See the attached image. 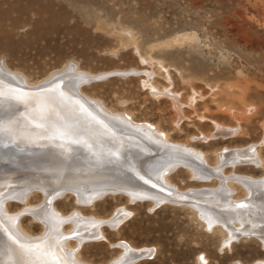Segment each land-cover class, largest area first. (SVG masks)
Returning a JSON list of instances; mask_svg holds the SVG:
<instances>
[{
    "label": "rangeland",
    "instance_id": "1",
    "mask_svg": "<svg viewBox=\"0 0 264 264\" xmlns=\"http://www.w3.org/2000/svg\"><path fill=\"white\" fill-rule=\"evenodd\" d=\"M0 72L31 89L63 77L81 81L79 95L107 116L153 127L207 155L211 167L221 160L227 177L264 178V0H0ZM98 137L79 144H102ZM229 150L263 166L243 156L225 160ZM169 179L179 195L221 188L182 165ZM234 187V197L248 195ZM95 197L64 192L54 202L63 219L122 215L81 247L77 227L62 222L58 233L69 234L87 264L112 263L125 253L122 244L149 250L131 264H264L263 240L236 235L198 205L134 200L122 191ZM4 199L27 235L44 234L34 214L45 203L40 188Z\"/></svg>",
    "mask_w": 264,
    "mask_h": 264
},
{
    "label": "bare ground",
    "instance_id": "2",
    "mask_svg": "<svg viewBox=\"0 0 264 264\" xmlns=\"http://www.w3.org/2000/svg\"><path fill=\"white\" fill-rule=\"evenodd\" d=\"M66 79L52 80L31 89L0 72V90L4 93V97L0 98V264H87L81 258L79 249L70 245V236L65 233V229L62 228L65 234L58 233L62 222L70 219L68 221L77 227L75 230L80 236L75 240L81 247L90 238L99 237L103 225L119 224L122 215L111 221L91 218L82 221L80 215L63 219L65 216L57 213L54 202L64 192H72L81 200H89L105 191H122L133 198L151 197L155 202L162 200L174 203L176 200L189 199L192 202L188 206L198 205L209 210L236 235H254L264 241V178L257 180L240 175L227 177L223 169H218L221 165L218 155V165L211 167L207 155L187 144L171 143L165 134H160L153 127L134 125L131 121L107 116L103 109L79 95V84H83L81 81L77 85L76 80ZM14 110L22 112L24 122L29 118L28 113H43L48 123L53 121L57 125L62 124V129L71 134L74 142L70 147H65L66 152L62 153L67 161L56 160L48 163L49 166H41L39 163L42 161L32 158L37 153H27L32 156L27 155L30 158H26L15 147L4 144L11 141V136H14V141L24 144L37 141L35 137L28 136L32 134L26 129L24 134L12 135L13 129L8 126L22 122L21 117L11 118L16 116ZM51 125L49 129L52 133L38 138V141L48 143L50 148L55 149L62 145L64 139L56 133L57 128ZM91 133L99 135L96 139L103 143L80 146L79 142L84 143L82 138ZM242 154L241 151L229 150L221 155L228 161L243 156L248 158V162L250 159L256 165L263 166V162L258 163L259 158L253 154ZM180 165L186 166L193 174L201 175L203 180L217 179L221 188L184 192L181 196L176 191L172 192L171 188H175L169 181V175ZM234 185L243 186L248 195L243 199L234 197ZM29 187L40 188L45 195L44 205L39 209L37 207L34 213L35 218L44 225V234L39 237L29 236L22 230L19 217L9 214L5 206L7 201H4V198L9 199ZM85 229L92 231V234L85 232ZM63 235L65 238L61 240ZM122 248L125 253L110 264H131L149 253L148 249L137 250L128 244H122Z\"/></svg>",
    "mask_w": 264,
    "mask_h": 264
},
{
    "label": "water",
    "instance_id": "3",
    "mask_svg": "<svg viewBox=\"0 0 264 264\" xmlns=\"http://www.w3.org/2000/svg\"><path fill=\"white\" fill-rule=\"evenodd\" d=\"M108 76H111V75L110 74H106V75L94 78L92 80L93 81H97V80H101L103 78H106ZM39 90H41V89H39ZM14 115H16V116L15 117L14 116L11 117L13 120L16 119V118L17 119L20 118L23 114L20 111L19 112H17V111L15 112V110H14ZM27 118H28L27 122H24L23 118L21 117L20 119H21L22 122H19V124L10 125V126H8V128L9 129H13L12 130V133H13L12 135H18L17 133L20 134L21 132L24 134L28 130L27 132L32 134V135H28V136L35 137L37 141H33V142L29 143V144H24V143H21L19 141H14V136H11V138H10L11 141H7L4 144L7 143V145H9V146L15 147L16 149H18V151L21 153V155L25 156L26 158L27 157L30 158V156H32V155L27 154V153H37L38 155L35 154L34 156H32V158L33 159H37V160L39 159L40 161H42L41 163H39V164H41V166H49V165H47L48 163L55 162L56 160H57L56 162H58V161H61V162L67 161V160H65L66 158H63V156H62V153L66 152L65 149H64L66 147V145L57 146V147H55V149H53V148H50L47 145L48 143H42L40 140L38 141V138L40 139L42 136L47 137V136L50 135L49 133H52L50 131V129H49L51 124H52L51 127L55 126V128H57V132L56 133L59 135V137L64 139L65 142H68V140L70 141V139L72 138L71 134L68 133L66 131V129L65 130H64V128L62 129L63 125L62 124H58L57 125L53 121L48 123L47 121H49V120H46V118L43 115V113H39V114L28 113ZM15 123H17V122H15ZM48 124H50V125H48ZM24 129H26V131ZM54 133H55V131H54ZM51 146H53V145H51ZM27 155H30V156H27ZM105 192H106V193H104L105 195L112 193V191H105ZM161 192L164 193L163 191H161ZM100 195H102V193L97 195L93 200L99 199ZM133 199L134 200H144V199H149V198H141L140 199V198H136L135 197ZM176 201L177 202L179 201L181 203H183V202L184 203L192 202L191 200H187V199L176 200Z\"/></svg>",
    "mask_w": 264,
    "mask_h": 264
},
{
    "label": "snow or ice",
    "instance_id": "4",
    "mask_svg": "<svg viewBox=\"0 0 264 264\" xmlns=\"http://www.w3.org/2000/svg\"><path fill=\"white\" fill-rule=\"evenodd\" d=\"M4 97V93L2 90H0V98H3Z\"/></svg>",
    "mask_w": 264,
    "mask_h": 264
}]
</instances>
